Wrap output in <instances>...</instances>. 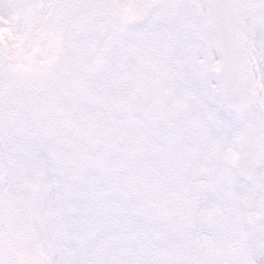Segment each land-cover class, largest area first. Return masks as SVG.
I'll use <instances>...</instances> for the list:
<instances>
[{
  "label": "snow or ice",
  "instance_id": "snow-or-ice-1",
  "mask_svg": "<svg viewBox=\"0 0 264 264\" xmlns=\"http://www.w3.org/2000/svg\"><path fill=\"white\" fill-rule=\"evenodd\" d=\"M0 264H264V0H0Z\"/></svg>",
  "mask_w": 264,
  "mask_h": 264
}]
</instances>
